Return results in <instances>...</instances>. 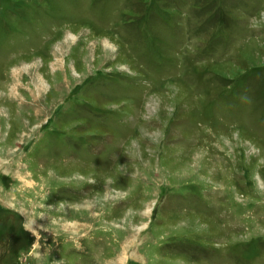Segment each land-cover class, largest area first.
<instances>
[{"label": "rangeland", "instance_id": "rangeland-1", "mask_svg": "<svg viewBox=\"0 0 264 264\" xmlns=\"http://www.w3.org/2000/svg\"><path fill=\"white\" fill-rule=\"evenodd\" d=\"M56 261L264 264V0H0V264Z\"/></svg>", "mask_w": 264, "mask_h": 264}, {"label": "clouds", "instance_id": "clouds-1", "mask_svg": "<svg viewBox=\"0 0 264 264\" xmlns=\"http://www.w3.org/2000/svg\"><path fill=\"white\" fill-rule=\"evenodd\" d=\"M25 227H26V228H27V227H30V225H25ZM55 264H63V262H62V261H56Z\"/></svg>", "mask_w": 264, "mask_h": 264}]
</instances>
